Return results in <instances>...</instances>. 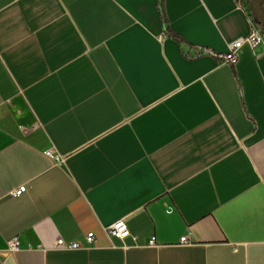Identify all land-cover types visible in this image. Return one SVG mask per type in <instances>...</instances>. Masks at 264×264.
<instances>
[{"label": "crops", "instance_id": "crops-1", "mask_svg": "<svg viewBox=\"0 0 264 264\" xmlns=\"http://www.w3.org/2000/svg\"><path fill=\"white\" fill-rule=\"evenodd\" d=\"M253 21L236 0H0V264H264V44L220 58Z\"/></svg>", "mask_w": 264, "mask_h": 264}, {"label": "built area", "instance_id": "built-area-1", "mask_svg": "<svg viewBox=\"0 0 264 264\" xmlns=\"http://www.w3.org/2000/svg\"><path fill=\"white\" fill-rule=\"evenodd\" d=\"M248 8H245L246 5ZM236 5L238 9L244 10L246 13H252L251 9V0H236ZM264 10V7H263ZM264 44V25L259 23L258 21H253L251 23V29L250 33L246 38L239 39L232 43L230 45L229 53L226 56H220L222 62L224 64L234 66L238 62L239 54L241 49L244 46H248L252 51H256L259 47H261ZM201 55H213L216 56L215 54L211 53L210 51H197L195 53V56H201ZM47 155L52 157V153L49 151L47 152ZM58 160L60 158H57ZM28 188L27 186H22L19 189H16L13 192V195L15 197H20L23 194L27 192ZM106 232L115 239L124 241L128 238H133L135 241L137 240L136 237H133L131 235V232L129 230L127 221L125 220H119L116 221L115 223L109 225L106 227ZM95 234L90 233L85 237V243L82 244L79 241H72V242H67L64 239H58L56 243V249L58 250H68V251H74V250H80V249H87L91 247L94 242H95ZM180 244L183 246H190L192 243L188 241L187 238H183L180 241ZM149 247H156L157 246V241L156 238H152L149 241ZM22 245L21 242L18 238L13 239L8 242V251L10 254H16L21 251Z\"/></svg>", "mask_w": 264, "mask_h": 264}, {"label": "water", "instance_id": "water-1", "mask_svg": "<svg viewBox=\"0 0 264 264\" xmlns=\"http://www.w3.org/2000/svg\"><path fill=\"white\" fill-rule=\"evenodd\" d=\"M264 0H251L252 13L257 21L264 25ZM8 264H14L12 258L8 259Z\"/></svg>", "mask_w": 264, "mask_h": 264}]
</instances>
